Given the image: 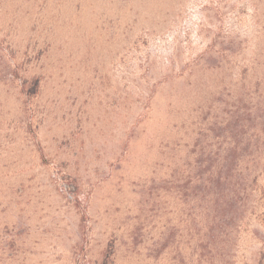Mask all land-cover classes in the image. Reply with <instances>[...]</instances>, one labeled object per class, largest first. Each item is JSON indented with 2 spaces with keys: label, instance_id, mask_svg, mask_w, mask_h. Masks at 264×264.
Segmentation results:
<instances>
[{
  "label": "rangeland",
  "instance_id": "rangeland-1",
  "mask_svg": "<svg viewBox=\"0 0 264 264\" xmlns=\"http://www.w3.org/2000/svg\"><path fill=\"white\" fill-rule=\"evenodd\" d=\"M0 264H264V0H0Z\"/></svg>",
  "mask_w": 264,
  "mask_h": 264
},
{
  "label": "trees",
  "instance_id": "trees-1",
  "mask_svg": "<svg viewBox=\"0 0 264 264\" xmlns=\"http://www.w3.org/2000/svg\"><path fill=\"white\" fill-rule=\"evenodd\" d=\"M211 184V183H210Z\"/></svg>",
  "mask_w": 264,
  "mask_h": 264
}]
</instances>
